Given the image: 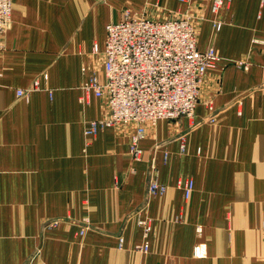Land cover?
<instances>
[{
    "label": "crops",
    "instance_id": "obj_1",
    "mask_svg": "<svg viewBox=\"0 0 264 264\" xmlns=\"http://www.w3.org/2000/svg\"><path fill=\"white\" fill-rule=\"evenodd\" d=\"M187 9L180 0H14L0 48V264H264V0H233L219 32L207 12L198 49L214 47L217 67L192 118L147 128L141 161L132 127L87 145L86 125L105 106L81 102L82 68L102 72L92 52L104 49L107 25L125 10L167 20ZM36 79L41 88L19 98ZM153 163L163 196L148 195ZM146 216L148 236L138 223Z\"/></svg>",
    "mask_w": 264,
    "mask_h": 264
},
{
    "label": "built area",
    "instance_id": "obj_2",
    "mask_svg": "<svg viewBox=\"0 0 264 264\" xmlns=\"http://www.w3.org/2000/svg\"><path fill=\"white\" fill-rule=\"evenodd\" d=\"M180 1L186 3L188 9L167 20L138 16L125 10L120 21L107 25L104 49L101 51L98 44L94 45L92 55L103 56L102 72L95 67L82 68L86 78L81 86V102L95 96L104 103L105 113L87 123L84 131L87 145L107 128L132 127L131 155L138 162L144 153L140 144L147 138L149 126L161 120L194 116L207 75L216 69L220 60L214 47L205 51L198 49L199 27L208 20L207 12H210L214 30L221 31L224 25L221 14L233 0ZM13 5L14 0H0V48L12 24ZM42 77L46 80L48 75L43 73ZM40 88V80L36 79L32 87L17 90V96L28 99ZM205 108L206 119H214L216 108L211 100L205 102ZM185 151L183 143L181 152ZM150 175L149 197L165 195L167 187L159 183L154 163ZM183 191L185 198L190 199L194 191L192 179L185 181ZM83 222L80 234L89 229V219ZM138 223L148 236L151 219L141 217ZM140 250L147 253L148 242L140 246ZM196 254L202 255L198 248Z\"/></svg>",
    "mask_w": 264,
    "mask_h": 264
},
{
    "label": "rangeland",
    "instance_id": "obj_3",
    "mask_svg": "<svg viewBox=\"0 0 264 264\" xmlns=\"http://www.w3.org/2000/svg\"><path fill=\"white\" fill-rule=\"evenodd\" d=\"M13 18V17H12Z\"/></svg>",
    "mask_w": 264,
    "mask_h": 264
}]
</instances>
